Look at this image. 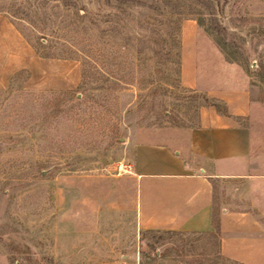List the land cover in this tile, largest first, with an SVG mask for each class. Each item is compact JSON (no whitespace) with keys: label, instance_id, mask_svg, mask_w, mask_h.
<instances>
[{"label":"rangeland","instance_id":"1","mask_svg":"<svg viewBox=\"0 0 264 264\" xmlns=\"http://www.w3.org/2000/svg\"><path fill=\"white\" fill-rule=\"evenodd\" d=\"M0 15L80 69L74 89L27 88L24 71L0 88V264H226L216 235L135 228L130 163L198 123L205 96L181 82L194 48L264 89V0H0Z\"/></svg>","mask_w":264,"mask_h":264},{"label":"crops","instance_id":"2","mask_svg":"<svg viewBox=\"0 0 264 264\" xmlns=\"http://www.w3.org/2000/svg\"><path fill=\"white\" fill-rule=\"evenodd\" d=\"M182 60L181 82L204 104L186 142L134 148V226L213 234L226 264H264V223L255 213L264 212V89L218 51L200 46ZM23 71L30 89H74L80 80L78 63L39 57L0 15V88ZM217 180L233 181L235 193L220 199L215 215Z\"/></svg>","mask_w":264,"mask_h":264},{"label":"trees","instance_id":"3","mask_svg":"<svg viewBox=\"0 0 264 264\" xmlns=\"http://www.w3.org/2000/svg\"><path fill=\"white\" fill-rule=\"evenodd\" d=\"M40 57V56H39ZM42 58V57H41Z\"/></svg>","mask_w":264,"mask_h":264}]
</instances>
